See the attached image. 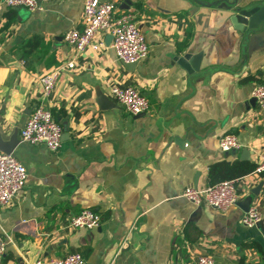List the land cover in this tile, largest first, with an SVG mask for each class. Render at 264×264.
<instances>
[{
    "label": "crops",
    "instance_id": "obj_1",
    "mask_svg": "<svg viewBox=\"0 0 264 264\" xmlns=\"http://www.w3.org/2000/svg\"><path fill=\"white\" fill-rule=\"evenodd\" d=\"M113 1L146 35L148 55L135 66L117 57L109 32L81 51L64 40L84 25L83 0L0 5V138L18 139L10 153L27 171L22 190L0 204L2 264H53L73 251L84 264H197L205 254L214 264H264V172L241 176L239 201L227 209L182 194L211 182L212 163L256 165L264 151V109L252 94L264 81V33L251 37L231 18L236 6L264 0ZM186 54L198 56V69L179 62ZM70 59L43 97L40 76ZM114 84L135 85L148 112L127 111ZM39 101L62 126L55 150L19 136ZM227 132L241 147L222 149ZM248 202L262 215L253 226L242 223ZM83 207L100 213L97 227H69Z\"/></svg>",
    "mask_w": 264,
    "mask_h": 264
},
{
    "label": "built area",
    "instance_id": "obj_2",
    "mask_svg": "<svg viewBox=\"0 0 264 264\" xmlns=\"http://www.w3.org/2000/svg\"><path fill=\"white\" fill-rule=\"evenodd\" d=\"M0 5L13 7L23 6L29 10L41 7L40 0H0ZM83 21L81 29L72 27L65 31L63 38L74 45L77 51L86 46L96 47L101 42L95 41L97 32H109L112 34L111 46L117 57L125 62L140 61L147 57L149 44L146 35L138 27L132 10L116 11V3L113 0H83ZM74 66V60L70 59L60 64L53 70L40 76L43 89V97H46L53 88L59 73L65 68ZM111 94L132 114L146 113L150 109L148 97L140 92L132 84L111 86ZM258 105L264 109V81L258 83L253 91ZM62 126L55 119L52 111L43 101L36 103L23 126L19 136L22 141L32 144L44 143L49 149L55 150L61 141ZM220 145L224 150H233L241 147L236 133L227 132L220 137ZM255 173L264 172V151L260 160L256 163ZM27 176L26 167L12 153L0 150V204L8 205L22 190ZM240 177L226 178L215 183H209L201 188L188 185L182 194L197 206L208 204L220 209L238 203ZM262 218L257 205H251L242 215V223L253 226ZM100 213L90 207H83L70 216L68 224L71 228H95L100 224ZM7 239L0 234V264L6 250ZM39 262V259L36 260ZM84 256L79 251L69 252L63 256L51 260L53 264H84ZM215 259L211 255H200L197 264H214Z\"/></svg>",
    "mask_w": 264,
    "mask_h": 264
},
{
    "label": "water",
    "instance_id": "obj_3",
    "mask_svg": "<svg viewBox=\"0 0 264 264\" xmlns=\"http://www.w3.org/2000/svg\"><path fill=\"white\" fill-rule=\"evenodd\" d=\"M198 1L201 2L200 0ZM211 4L225 5L228 7L233 6V3H227V0H214L213 2H211ZM231 18L239 29H241L246 34L249 33L251 37H253L258 33H264V2L252 6H236ZM110 36L112 38V34ZM190 56H191L190 54H186L182 57H178V60L189 71H193L194 70L193 68L195 69L199 68L198 61H196L198 56L193 57L191 60L192 62L189 61ZM124 63L128 66H135L137 61L124 62ZM253 99L256 100L255 97H253ZM139 114H144V113H139ZM15 140L18 139L15 137V139L13 138L9 143H7L6 141H3L0 138V150L7 153L12 152ZM245 152L246 150L244 151V153ZM245 206L248 209L250 207V203L248 202V204Z\"/></svg>",
    "mask_w": 264,
    "mask_h": 264
},
{
    "label": "trees",
    "instance_id": "obj_4",
    "mask_svg": "<svg viewBox=\"0 0 264 264\" xmlns=\"http://www.w3.org/2000/svg\"><path fill=\"white\" fill-rule=\"evenodd\" d=\"M254 167L255 164L241 160H235L232 162L227 159L218 160L210 166V183H215L226 178L241 177L246 173L253 171Z\"/></svg>",
    "mask_w": 264,
    "mask_h": 264
}]
</instances>
